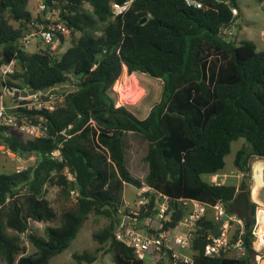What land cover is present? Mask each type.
Listing matches in <instances>:
<instances>
[{
    "label": "trees",
    "instance_id": "trees-1",
    "mask_svg": "<svg viewBox=\"0 0 264 264\" xmlns=\"http://www.w3.org/2000/svg\"><path fill=\"white\" fill-rule=\"evenodd\" d=\"M29 1L0 0V65L12 60L22 65L4 84L34 89L42 100L51 93L63 98L53 110L17 109L34 123L41 122L46 136L23 138L17 129L0 125L1 145L19 157H37L26 169L0 172V264H48L68 248L90 214L108 219L93 234L99 250L111 253L115 264H144L132 248L116 239L115 230L127 217L141 223L159 214L158 194L169 198L163 232L175 229L184 217L181 198L210 205L221 202L228 213L244 220L243 231L234 227L230 236L232 243L243 241L244 255L206 256L204 248L217 223L209 207L192 239L195 264H254L257 205L248 198L245 213L236 202L238 194L248 190L246 183L203 179L224 170L225 157L240 138L245 143L234 159L240 172L249 174L253 158L264 159V52H258L251 40L236 44L227 39L225 31L240 14L237 0H205L200 9L184 0H135L124 16L115 18L110 4L124 0H88L92 11L80 8L64 19L75 30L69 32L71 44L61 55L51 44L33 53L25 49L22 38L33 20ZM58 35L60 42L68 39ZM125 67L129 73L142 72L163 81L161 100L144 118L125 105L116 106L114 85ZM68 80L69 85L41 93ZM92 121L109 148L115 164L112 174L137 188L143 182L127 168L124 136L136 132L148 142L150 191L144 194L149 201L138 215L121 216L110 194L95 185L107 181L108 157L84 144ZM48 185L60 186L59 212L47 197ZM72 191L77 197L69 205ZM30 220L45 225V237L28 233ZM24 233L35 247L32 255L22 241ZM96 259L85 251L65 264H93Z\"/></svg>",
    "mask_w": 264,
    "mask_h": 264
},
{
    "label": "rangeland",
    "instance_id": "rangeland-1",
    "mask_svg": "<svg viewBox=\"0 0 264 264\" xmlns=\"http://www.w3.org/2000/svg\"><path fill=\"white\" fill-rule=\"evenodd\" d=\"M34 2V0H31V6L28 7L30 10H35ZM237 5L240 14L236 19L235 24L228 29L229 33H227V39L235 41L236 44H239L243 40H251L256 44L258 52H264V1L237 0ZM86 10L91 11V7L86 6ZM66 35L68 36L66 37L68 39L64 42H60L57 46H52V50L56 55H61L70 46L71 41L69 38L71 35L70 33H67ZM47 44L48 43L44 42L41 38H38L31 39L29 44L24 46L28 52L33 53L38 49H46ZM5 79H9V81L12 80L9 76L3 77L0 75V91L4 88L3 82ZM114 91L116 93L114 94L116 97V106L125 105L138 117L144 118L148 115L151 107L161 100L163 93V81L142 72L129 73L125 67L121 76L114 85ZM5 101L9 107L8 111L12 112L14 110L13 106L16 103H19L20 100L15 101L8 94V96L6 95L5 97ZM89 126H91V130L88 135V140L84 144L89 148L98 150L102 154L105 153L108 157L105 165L108 175L107 181L106 183H99L97 181L95 182V185L102 186L104 191L110 194V197L114 199L113 201H115L117 206L120 208L122 213L121 216H125L129 213L132 215H138L140 208L142 207V204L138 205V201L144 196V192L149 190V187L146 184V176L149 171V165L145 160V156L148 152L147 140L141 134L136 132H126L124 136L127 168L135 178L140 179L144 183V187L139 189L132 184L121 182V180L117 179L119 176L115 177L112 174V167L113 165L115 166V164L110 158L108 146L100 137V135L102 136V130L93 121L90 122ZM21 136L23 138H31L25 133H21ZM244 143V138L234 141L231 145V152L225 157L226 164L224 170L213 176L203 175V179L206 181L230 183L235 185H239L241 181L246 183L249 192L248 190L241 192H246V198H249L257 205L256 224L254 228L255 238L253 240V250L257 254L258 251L261 253V250L257 249L261 247L262 244L259 243L264 236V228L261 227L259 221L260 211L264 209V185L260 186L259 189L257 188L258 190L255 194V188L257 186L255 178V165L257 162H261L264 165V159H259L257 157L253 158L251 160V171L249 174L240 172L235 166L234 159L237 151ZM36 162L37 157L35 155L19 157L10 153L8 149L0 144V172L12 173L14 171H20L35 165ZM65 172L67 173V171ZM138 193H140V195ZM47 197L52 202L55 209L59 212L60 201H63V198H60V186L48 185ZM76 197L77 192L72 191L69 199L66 201L67 204L74 205ZM58 199H60L59 202ZM134 212H136V214ZM162 219L163 217H161V214H157L155 217L149 219L147 223L144 221L139 223L138 227L147 233L153 228H159L161 226ZM132 221L133 219L131 218V221L129 222ZM107 224V218L90 214L89 218L82 224L76 238L71 241L68 248L51 258L48 264H65L71 262L73 261V255L75 253H83L85 251H88L96 256V262L93 264H115L112 254L99 250V243L93 239V234L101 230ZM8 232L12 234L14 231L8 230ZM28 233L45 237V225L43 223L30 220ZM28 233L22 234L21 238L23 243L26 245L27 254L32 255L35 252V247L29 241ZM256 254L253 257V261H255ZM229 255L236 256V253L231 252ZM149 262L150 257L148 256L145 260V264H148Z\"/></svg>",
    "mask_w": 264,
    "mask_h": 264
},
{
    "label": "built area",
    "instance_id": "built-area-1",
    "mask_svg": "<svg viewBox=\"0 0 264 264\" xmlns=\"http://www.w3.org/2000/svg\"><path fill=\"white\" fill-rule=\"evenodd\" d=\"M34 1L35 10L33 12V20L29 29L25 30V36L22 38V43L24 45L29 44L31 39L41 38L44 42L52 46H57L60 43L58 32L67 34L75 30L71 29L64 19L68 16L77 14L80 8L86 11V6H90L92 11V6L88 0ZM134 2L135 0H124L122 2L112 1L110 4L112 16L114 18L124 16L130 10ZM184 2L189 7L199 9L205 6V0H184ZM234 14H237L236 10H234ZM225 32L226 34L229 33L228 30ZM16 70L17 62L15 60L0 65V75L3 77L13 74ZM10 90L14 91L16 88H8L5 85L3 90L0 91V125L17 129L29 137L46 136V127L42 125L41 122L34 123L28 115L21 114L17 109L32 110L45 108L53 110L55 103L62 100L63 96L57 93H51L45 100H42L37 93L33 96L20 97L18 98L20 100L19 103L13 106L16 111L9 112V107L5 104V97L11 94ZM58 153V151L54 152V155H58ZM68 176L72 179L70 173ZM147 191H150V188ZM158 199L160 208L159 214H161V217H164V213L169 206V198L165 195L158 194ZM148 201L149 198L144 194L138 201V205H145ZM180 202L186 208V213L175 229L184 226L186 227V232L174 233L173 231L175 229L169 232H163L161 231V221V226L159 228H153L150 232L146 233L138 227L139 223H137V220L129 222L131 221L130 218L128 222L123 221L117 227L115 230L116 239L125 246L132 248L135 255L143 260L144 264L148 256L150 257V262L148 264H195L192 254V239L194 232L199 226L200 221L206 215L208 208L212 207L215 212L216 222L224 215H228V220L224 222L218 235L211 234L209 236V242L204 248V254L210 257L222 254L229 255L231 252H235L237 257L245 254L246 248L243 241L239 239L232 243L230 237L234 227H239L242 231L245 227L244 220L238 214L228 213L226 207L221 202L210 205L194 198H181ZM134 213L136 214V212ZM149 219L151 218L146 219L144 222L147 223ZM151 231H154V233ZM262 241L263 244L257 249L261 250V253L258 251L256 254L254 264H263L264 239H262Z\"/></svg>",
    "mask_w": 264,
    "mask_h": 264
},
{
    "label": "water",
    "instance_id": "water-1",
    "mask_svg": "<svg viewBox=\"0 0 264 264\" xmlns=\"http://www.w3.org/2000/svg\"><path fill=\"white\" fill-rule=\"evenodd\" d=\"M146 21V18H143L141 20V23H144ZM17 70L21 71L22 70V65L20 63H17ZM71 83L70 80L66 81V82H62L59 84L54 85L53 87H47L44 90H42V94H47L50 90L52 89H59L62 86H66L69 85ZM10 93L17 97H28V96H33L36 95L38 92L34 89H29V90H10ZM248 198H246V192H240L237 196L236 202L240 203L242 205L243 210H245L246 204H247ZM126 219H129V217H127ZM125 219V222H126ZM228 220V215H224L215 225L214 229L212 230V234L213 235H218L220 233L221 227L224 224V222ZM152 233H154V231H152Z\"/></svg>",
    "mask_w": 264,
    "mask_h": 264
},
{
    "label": "bare ground",
    "instance_id": "bare-ground-1",
    "mask_svg": "<svg viewBox=\"0 0 264 264\" xmlns=\"http://www.w3.org/2000/svg\"><path fill=\"white\" fill-rule=\"evenodd\" d=\"M263 170H264V165L261 162H257L255 165V178L257 181L256 183L257 186L255 188V194L257 193V190L259 189V187L264 185ZM259 221H260L261 227L264 228V209L260 211ZM262 239H264V236L262 237ZM259 244H263V241L261 240Z\"/></svg>",
    "mask_w": 264,
    "mask_h": 264
},
{
    "label": "crops",
    "instance_id": "crops-1",
    "mask_svg": "<svg viewBox=\"0 0 264 264\" xmlns=\"http://www.w3.org/2000/svg\"><path fill=\"white\" fill-rule=\"evenodd\" d=\"M30 2H31V0L29 1V5H28V7H30L31 6V4H30ZM34 9H35V3H34ZM32 12L34 11L33 9L31 10ZM24 33H25V31H24ZM6 80V79H5ZM3 87H5V84H4V82H3ZM10 96H13V95H11V94H9ZM8 96V95H7ZM143 187H144V183H143ZM149 187V186H148ZM137 188V187H136ZM140 189V188H139ZM139 194V193H138ZM126 203H128V202H126ZM126 221L128 222L129 221V219H126ZM174 233H184V232H186V227H184V226H180L179 228H177V229H175L174 231H173ZM172 232V233H173Z\"/></svg>",
    "mask_w": 264,
    "mask_h": 264
},
{
    "label": "flooded vegetation",
    "instance_id": "flooded-vegetation-1",
    "mask_svg": "<svg viewBox=\"0 0 264 264\" xmlns=\"http://www.w3.org/2000/svg\"><path fill=\"white\" fill-rule=\"evenodd\" d=\"M238 206H239L240 209H243L242 205L240 203H238ZM246 210H247V208L245 207V210H243V211H245V213H246L247 212Z\"/></svg>",
    "mask_w": 264,
    "mask_h": 264
},
{
    "label": "clouds",
    "instance_id": "clouds-1",
    "mask_svg": "<svg viewBox=\"0 0 264 264\" xmlns=\"http://www.w3.org/2000/svg\"><path fill=\"white\" fill-rule=\"evenodd\" d=\"M126 219V218H125ZM129 219H130V217H129ZM131 220V219H130ZM125 221V220H124ZM134 221V220H133Z\"/></svg>",
    "mask_w": 264,
    "mask_h": 264
}]
</instances>
